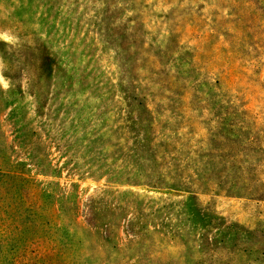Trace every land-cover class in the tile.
<instances>
[{
    "label": "rangeland",
    "instance_id": "obj_1",
    "mask_svg": "<svg viewBox=\"0 0 264 264\" xmlns=\"http://www.w3.org/2000/svg\"><path fill=\"white\" fill-rule=\"evenodd\" d=\"M0 264H264V0H0Z\"/></svg>",
    "mask_w": 264,
    "mask_h": 264
}]
</instances>
